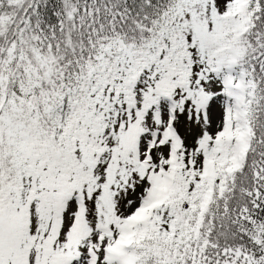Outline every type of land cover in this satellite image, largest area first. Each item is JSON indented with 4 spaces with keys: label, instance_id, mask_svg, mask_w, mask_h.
<instances>
[{
    "label": "snow or ice",
    "instance_id": "1",
    "mask_svg": "<svg viewBox=\"0 0 264 264\" xmlns=\"http://www.w3.org/2000/svg\"><path fill=\"white\" fill-rule=\"evenodd\" d=\"M0 264H264V0H0Z\"/></svg>",
    "mask_w": 264,
    "mask_h": 264
}]
</instances>
